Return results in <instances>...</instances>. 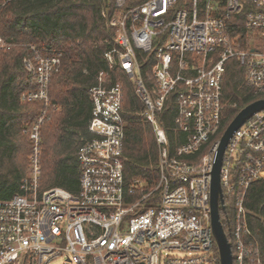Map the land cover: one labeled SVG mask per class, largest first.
<instances>
[{"label":"built area","instance_id":"1","mask_svg":"<svg viewBox=\"0 0 264 264\" xmlns=\"http://www.w3.org/2000/svg\"><path fill=\"white\" fill-rule=\"evenodd\" d=\"M114 7L103 10L115 32L104 57L131 79L142 102L158 146V176L138 199H127L123 88L100 71L89 87L78 190L41 188L47 109L23 126L29 164L20 191L0 198V264H222L210 198L225 130L223 76L235 57L245 82L264 93V0H114ZM33 48L35 61H24L37 87L22 98L56 110L48 87L62 53ZM263 176L264 108L234 131L222 158L224 201L225 192L233 201L226 232L233 264H263L247 239L245 205L249 185Z\"/></svg>","mask_w":264,"mask_h":264},{"label":"trees","instance_id":"2","mask_svg":"<svg viewBox=\"0 0 264 264\" xmlns=\"http://www.w3.org/2000/svg\"><path fill=\"white\" fill-rule=\"evenodd\" d=\"M114 0H0V198L20 191L30 153L23 126L34 121L43 109L41 188L61 186L78 190V147L90 137L88 120L92 102L89 87L105 71L112 83L123 88L125 137L123 162L127 199L142 196L157 176L158 146L151 125L141 117L142 102L131 79L119 67H110L104 57L115 32L103 10L112 12ZM44 55L61 52V63L51 76L48 94L56 110L41 100L22 98L37 87L33 70L24 59L35 61V50ZM145 65L144 70L150 69ZM224 108L222 132L235 115L258 95L245 82L244 67L235 57L226 64L223 76ZM232 196L225 192L221 219L229 233L233 217ZM250 234L264 264V176L254 180L245 197Z\"/></svg>","mask_w":264,"mask_h":264},{"label":"water","instance_id":"3","mask_svg":"<svg viewBox=\"0 0 264 264\" xmlns=\"http://www.w3.org/2000/svg\"><path fill=\"white\" fill-rule=\"evenodd\" d=\"M264 108V97L258 98L244 106L225 128L218 147V156L212 171L211 183V217L213 233L216 239L222 264H233V253L226 230L221 219V210L225 208V201L220 181L222 158L230 137L234 131L251 117L256 111Z\"/></svg>","mask_w":264,"mask_h":264}]
</instances>
